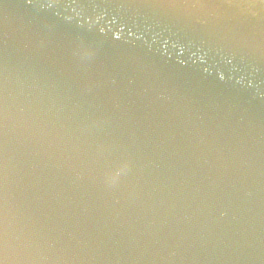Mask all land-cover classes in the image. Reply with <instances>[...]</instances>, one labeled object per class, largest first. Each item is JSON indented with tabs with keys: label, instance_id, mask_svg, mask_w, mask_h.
Listing matches in <instances>:
<instances>
[{
	"label": "water",
	"instance_id": "1",
	"mask_svg": "<svg viewBox=\"0 0 264 264\" xmlns=\"http://www.w3.org/2000/svg\"><path fill=\"white\" fill-rule=\"evenodd\" d=\"M261 3L0 0V264H264Z\"/></svg>",
	"mask_w": 264,
	"mask_h": 264
}]
</instances>
